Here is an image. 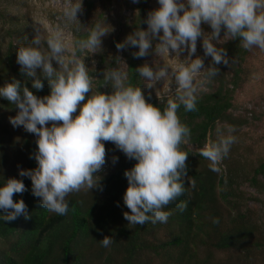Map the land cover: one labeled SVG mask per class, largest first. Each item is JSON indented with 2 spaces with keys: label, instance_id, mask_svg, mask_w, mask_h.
Returning <instances> with one entry per match:
<instances>
[{
  "label": "clouds",
  "instance_id": "clouds-1",
  "mask_svg": "<svg viewBox=\"0 0 264 264\" xmlns=\"http://www.w3.org/2000/svg\"><path fill=\"white\" fill-rule=\"evenodd\" d=\"M132 2L138 3V0ZM157 2L159 8L151 11L145 21L147 30L128 35L116 48H138L133 57H145L152 48L151 34L160 41L155 46L157 55L186 61L175 66L164 63L155 71L147 64L136 69L148 87L163 80L164 85L169 86L166 91L170 92L174 80L176 99L167 100L163 110L146 103L141 88L128 84L127 73L116 68L102 73L104 84L113 88L112 94L97 92L86 99L85 94L92 91V77L83 62L84 56H77L76 52L101 50V38L110 31L105 23L94 24L87 38L75 41L71 47L62 32L54 31L45 36L37 28L31 43L17 49L16 62L21 71L28 77H36L39 69L48 80L50 94L38 98L28 87L13 80L0 86V98L18 108L17 114L9 117L12 127H22L37 137V150L30 157L37 166L32 170H19L18 175L31 180V194L39 198L41 206L49 212L66 215L69 211L66 197L70 193L98 187L99 177L95 174L102 172L105 164L103 141L112 142L126 158L136 161L124 173L128 186L122 199L130 210L123 213L124 219L133 226L146 222L166 223L172 213L163 209L185 192L188 153L181 151L180 146L191 139L190 129L180 122L177 110L181 105L185 111L196 110L194 78L197 74L205 70L207 77L218 74L215 67L205 68L201 58H191L196 53L197 38L203 36L201 23L212 29L209 36H203L202 47L213 64L229 63L226 51L210 42L222 41V28L224 37L240 38L244 49L264 50V0H186L187 8L181 0ZM81 11V0H67L63 15L68 21L79 24L77 14ZM185 51L188 56L180 60ZM66 52L70 54L65 55ZM53 61L58 68L53 67ZM31 86L37 90L43 88L38 78L33 79ZM158 98L163 104L164 97ZM78 108V115L73 117ZM58 121L62 123L45 127L49 122ZM234 131L232 126H227L226 133L217 128V140L207 142L199 151V155L209 161L210 171L220 172L221 161L236 142ZM117 159L114 157L112 162ZM188 182L191 187L196 186L194 179ZM25 191L24 183L15 178L0 183V212L6 213L0 220L12 222L20 217L29 218L24 201L13 200L15 194ZM176 207L183 212L187 201H181ZM218 222L213 219V223ZM112 242L109 236L100 240L103 247Z\"/></svg>",
  "mask_w": 264,
  "mask_h": 264
},
{
  "label": "trees",
  "instance_id": "trees-1",
  "mask_svg": "<svg viewBox=\"0 0 264 264\" xmlns=\"http://www.w3.org/2000/svg\"><path fill=\"white\" fill-rule=\"evenodd\" d=\"M148 2L138 0V3H134L136 13L133 20L113 39L114 45L123 43L128 35L147 27ZM221 31L224 32L223 28ZM88 32L75 31L74 42L86 39ZM216 47L226 51L229 63L213 64L209 56L206 68L215 67L218 74L207 77L205 70L208 90L196 94V110L185 111L183 105L177 110L180 122L190 129L191 139L180 146L181 151L188 153L185 162V192L163 209L172 213L168 221L133 226L124 219L123 213H130L122 199L128 186L124 173L136 161L125 158L121 152H118V159L108 172L95 174L99 177L97 188L85 193H71L66 197L69 211L64 216L44 209L39 198L31 194V180L17 174L15 179L21 180L27 191L15 194L13 200L24 201L29 218L20 217L12 222L0 220V264H149V253L154 256L164 255L172 264H230L216 260L214 252L235 250L249 257L256 250L264 252V223L253 221L248 213L237 208L234 213L224 214L220 201L232 203V188L225 190L224 179L217 172L210 171L209 162L199 155L207 141L215 142L213 130L216 123L223 122L235 129L248 123L245 117L230 112L248 49L241 46L240 38H229ZM121 51L126 62L127 83L141 88L143 80L136 73L140 61L132 55L138 48L129 46ZM15 58L11 50L1 57L0 64L4 70L9 71L16 81L28 87L38 98L49 95L47 78L41 73L36 77H28L15 64ZM226 70L232 71L229 79ZM36 78L43 84L40 90L31 86ZM99 83H104L103 77ZM98 92L103 93L101 90ZM96 93H86L85 97L87 99ZM169 99L176 98L164 99L163 104L157 99L146 100V103L163 110ZM186 144L191 145L193 150ZM36 147L28 145L22 170L36 168L35 159L30 158L36 152ZM228 171L227 182H230L234 173L233 169ZM257 175H264V162L259 163L253 175L248 178L251 186L256 189L260 188ZM188 179L196 181L194 188ZM4 181L7 179L0 177V183ZM181 201H187V208L183 212L176 207ZM2 215L6 213L0 212ZM213 219L219 222L213 223ZM154 230L164 231L165 238L149 239V236L154 237ZM105 236L111 237L113 241L108 247L100 243ZM198 245L205 248L206 253L202 257L196 252Z\"/></svg>",
  "mask_w": 264,
  "mask_h": 264
},
{
  "label": "rangeland",
  "instance_id": "rangeland-1",
  "mask_svg": "<svg viewBox=\"0 0 264 264\" xmlns=\"http://www.w3.org/2000/svg\"><path fill=\"white\" fill-rule=\"evenodd\" d=\"M181 2L185 3V8H187L186 0H181ZM66 6L67 0H0V59L7 55V51L11 50L16 55L19 47L29 45L36 35L37 28L45 36L54 31L62 32L69 47H71L74 43L75 31L88 32L94 24L105 23V27L110 31L101 38V50L97 49V53L77 50L76 55L84 56L83 62L92 77L91 93L101 90L106 95L112 94L113 88L110 84L105 85L99 82H101L104 71L116 68L126 72V62L122 56V51L116 48L113 39L122 31L123 27L131 24L136 13L133 7L134 3L132 0H81L82 11L77 14L79 24L68 21L64 17L63 10ZM157 8H159L157 0H149V13ZM200 27L203 36L211 34L210 25L202 22ZM143 30L146 31L147 27ZM160 35H162V31ZM224 35L225 32L221 31L220 40L222 41L212 40L210 42L214 46L223 44L228 40V37H224ZM203 36L197 38L196 53L191 58H201L206 68L209 56L204 54ZM149 39L152 48H150L147 56L139 58L140 66L147 64L155 71L164 66V63L175 66L177 63L186 62L178 61L175 57L172 58L171 52L169 55L171 60L157 55L155 46L160 41L158 38H153L151 34H149ZM69 54L65 53V55ZM187 56L188 53L185 51L179 59L184 60ZM14 61L17 64L16 58ZM52 63L54 68L59 67L55 61ZM36 72V76L41 73L39 69ZM204 72L197 74L194 78L196 94L208 90ZM231 75L232 71L226 70L227 79ZM240 77V85L233 94V107L230 112L235 116L245 117L248 123L236 128L232 133L236 137V142L231 146L228 156L219 165L221 170L218 175L225 181L224 189L232 188L234 194L231 197V204L220 201L221 209L225 215L234 213L239 209L248 213L253 221L264 223V175L256 176L260 187L258 189L251 186L248 181L258 164L264 162V50L257 47L248 49ZM13 80L16 78L11 76L9 71H5L3 65L0 64V86L11 83ZM163 85L164 81L161 80L155 82L152 87H148L147 82L143 80L141 90L145 100L157 99L161 101L158 96H163L164 99L176 98L174 80L173 84L170 85V92L166 91L169 86ZM17 112L18 108L14 104L0 98V177L7 180L15 178L18 171L22 170L26 161L28 145L37 146V137L34 134L26 132L22 127L13 128L9 123V117H14ZM78 112L79 108L76 113L72 114L73 117L78 115ZM52 123L60 124L62 122H49L45 127H51ZM217 128L226 133L227 125L223 122L216 123L213 130L215 141L217 140ZM102 143L105 147V164L101 171L106 173L114 165L113 158H116L118 152L121 151L112 142L102 141ZM186 146L193 150L191 145L186 144ZM108 151L109 154H106ZM206 162L209 161L206 159ZM229 169H233L234 174L231 181L227 182ZM216 190L218 193V188ZM86 191H88L86 188H82L78 193H85ZM152 233H155L154 237L149 236V239L165 238V232L162 230H154ZM195 249H197L196 252L199 257L206 253L205 248L201 245ZM214 258L230 264H264V252L260 250H256L251 257L245 256L241 251H215ZM149 260V264H172L164 255L154 256L149 253Z\"/></svg>",
  "mask_w": 264,
  "mask_h": 264
}]
</instances>
